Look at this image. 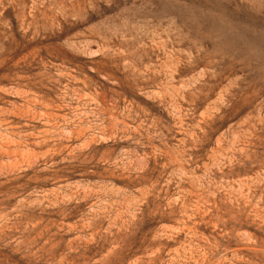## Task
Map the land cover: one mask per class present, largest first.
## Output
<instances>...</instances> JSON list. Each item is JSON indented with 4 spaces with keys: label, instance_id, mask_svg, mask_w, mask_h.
<instances>
[{
    "label": "rangeland",
    "instance_id": "374dc122",
    "mask_svg": "<svg viewBox=\"0 0 264 264\" xmlns=\"http://www.w3.org/2000/svg\"><path fill=\"white\" fill-rule=\"evenodd\" d=\"M0 264H264V0H0Z\"/></svg>",
    "mask_w": 264,
    "mask_h": 264
}]
</instances>
